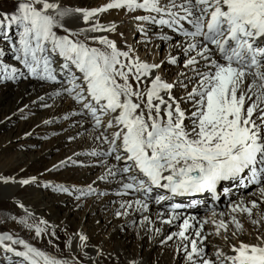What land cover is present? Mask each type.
Instances as JSON below:
<instances>
[{
  "label": "bare ground",
  "instance_id": "1",
  "mask_svg": "<svg viewBox=\"0 0 264 264\" xmlns=\"http://www.w3.org/2000/svg\"><path fill=\"white\" fill-rule=\"evenodd\" d=\"M13 1L30 17L5 23L15 22L9 40L18 28L24 41L0 74L35 62L26 80L0 84V153L11 149L15 167L0 175V264H264V59L249 66L248 29L237 59L231 40L219 48L241 8L244 24L264 25V0ZM213 19L224 36L212 43L185 35ZM252 50L264 57V44ZM66 73L65 87L52 83ZM42 106L41 118L23 116ZM61 118L60 133L39 143ZM228 171L217 203L170 193ZM95 190L106 196L72 200ZM37 193L64 214L26 211L19 196ZM42 243L57 247L40 252Z\"/></svg>",
  "mask_w": 264,
  "mask_h": 264
},
{
  "label": "rangeland",
  "instance_id": "2",
  "mask_svg": "<svg viewBox=\"0 0 264 264\" xmlns=\"http://www.w3.org/2000/svg\"><path fill=\"white\" fill-rule=\"evenodd\" d=\"M100 4H97L96 3V6L97 7H100L99 6ZM14 17H17V23L23 27L24 24L23 22H26V24H28L27 20L29 21V17H30V14L26 13L20 17H18V15L16 14V11H15V4H14V1L13 0H0V66L2 65H6L4 63V61L12 56V55H20L22 52L21 48H22V41H24V29L23 30H20L18 28L15 29V34L13 33V37H11V39L9 40L8 36L10 31H12V28H10V25L11 27L12 26H15L13 25L14 23H10L6 24L5 23H8V19L9 18H14ZM20 18H23L24 21H20ZM36 18L33 19V21L31 23H29L30 25L33 24L35 22ZM138 20H135V23H137ZM26 26H29V25H26ZM9 27V28H8ZM52 31V29H46V32L44 33L43 32V38L49 43V44H53V38L48 36V38H46V34L48 35H54V34H50V32ZM3 36V38H2ZM41 36H42V33H41ZM55 36V35H54ZM56 37V36H55ZM4 38H7V39H4ZM29 38V37H28ZM57 39V38H56ZM55 39V40H56ZM30 40V39H27V41ZM115 40V39H114ZM116 42V40H115ZM15 47V49H19L15 54H14V49L12 47ZM120 48L126 50L127 48L123 45L121 46ZM36 56V55H35ZM12 58V57H11ZM10 58V59H11ZM30 59V60H28ZM28 59L26 60L27 61V69L28 70H23L21 71L20 69H15L13 71L12 74H9L6 73V71L4 70L2 72V74H0V84H9V85H12L14 83V81H16L17 83H21V81L23 80H26V76H27V73L29 72V68L31 66V64H34L35 62V58L32 57L31 59V56L28 57ZM183 58L179 59L178 61L182 60ZM52 62V61H51ZM54 62V60H53ZM16 64H19V61H16V60H13V61H9L8 60V65H11L13 66V68L15 67ZM179 65V64H177ZM44 68L46 67L45 64L42 65ZM5 74H7L5 76ZM13 74H16L13 76ZM18 75V76H17ZM127 76V75H126ZM61 77H63L62 80ZM4 78V79H2ZM72 78L73 76L69 73H66L65 74V77L64 76H60L59 78L57 79H51L52 83L55 85V86H62V87H65L66 84L64 82H70L72 81ZM62 82L60 84H57L58 82ZM74 82V81H73ZM52 84V85H53ZM57 84V85H56ZM14 85V84H13ZM74 87V83H72L70 85V88H73ZM46 107L48 106H42V107H38L37 110H39L38 113H28L25 111V113H23V116H25V118H28V117H38V118H41L40 115H41V111L43 109H45ZM22 118H19L18 121H21ZM66 119L65 118H61V119H58L56 121H52L49 123V126L47 128H52L51 131H49V135L43 137V138H38L39 139V143L41 142H46L47 140H51L50 138L53 137L54 134H59L60 131H53V127H56V126H59V125H62L64 123ZM31 149H33V151H38L39 150V147L38 145H31ZM10 151V152H9ZM11 152H13L11 149H7L5 151H2L0 153V175H2L3 173H5L6 171H15V167L13 165V162L10 160L11 159ZM50 158V157H49ZM46 166V165H45ZM43 165V167L41 168V173H45L46 172V169H44L45 167ZM45 175V174H44ZM56 178H60V177H56ZM37 188V187H35ZM37 190L39 192H44L45 190L43 188H37ZM50 192L52 193H56L54 192L53 190H50ZM99 192V193H98ZM90 194V193H89ZM102 196H106V193L102 192V191H97L96 190L94 191L93 194L91 195H87L85 197H77V196H73V199L74 202L75 201H80V200H85L87 198H94V197H98V198H102ZM78 198V200H77ZM151 199V198H150ZM19 200L21 203H25L28 205L29 203V208H25L26 211H31V212H34L35 214H37L38 217L42 218V219H47L49 216H59V215H62L64 214V211L63 210H60V209H56L55 207H53L52 209L50 204H51V201H49V198L46 199L45 197H41V194H38L37 193V197L35 199H30L29 196H27L26 194H22L19 196ZM31 204V205H30ZM34 204V205H33ZM49 205L48 207H43V205ZM65 207V206H63ZM5 206L3 203H0V211L1 212H6L5 211ZM44 209V210H43ZM46 209V210H45ZM50 210V211H48ZM15 216H18V212L15 214ZM17 225L21 226V227H27V225L25 226L21 221L17 220L15 221ZM3 228V224L1 226ZM16 228V227H15ZM17 229V232L19 233V228H16ZM21 234V233H20ZM122 233H120V235H118L119 237L121 236ZM57 245H53V247L51 245H46L45 243H42V246L40 248V252H45V250H50L52 251L54 248H56ZM49 253V252H48Z\"/></svg>",
  "mask_w": 264,
  "mask_h": 264
}]
</instances>
